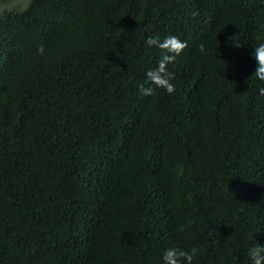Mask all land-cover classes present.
Listing matches in <instances>:
<instances>
[{
  "label": "trees",
  "instance_id": "trees-1",
  "mask_svg": "<svg viewBox=\"0 0 264 264\" xmlns=\"http://www.w3.org/2000/svg\"><path fill=\"white\" fill-rule=\"evenodd\" d=\"M150 36L187 43L167 65L172 94L147 81L162 58ZM261 43L264 0L0 12V264H164L169 248L251 264L264 245Z\"/></svg>",
  "mask_w": 264,
  "mask_h": 264
},
{
  "label": "clouds",
  "instance_id": "clouds-1",
  "mask_svg": "<svg viewBox=\"0 0 264 264\" xmlns=\"http://www.w3.org/2000/svg\"><path fill=\"white\" fill-rule=\"evenodd\" d=\"M147 44L149 46H155L161 49L162 58L159 60L157 67L150 69L146 73V78L149 85H155L156 87L164 88L169 94L175 91L174 85L170 82L174 79V75L167 70V65L172 63L176 56H178L184 48L187 47V43L181 41L176 36L165 37L163 41L158 37H148ZM203 45H201V50ZM39 53H43V46L38 48ZM253 58L256 61V69L254 75L261 81H264V43L259 44L254 48L252 53ZM139 91L145 95H152L153 89L150 86L141 85ZM261 96H264V88L259 89ZM196 249L193 248L190 252L176 248H169L163 253L164 264H192L193 258L196 254ZM248 257L251 264H264V245L257 244L256 246L248 250Z\"/></svg>",
  "mask_w": 264,
  "mask_h": 264
},
{
  "label": "rangeland",
  "instance_id": "rangeland-1",
  "mask_svg": "<svg viewBox=\"0 0 264 264\" xmlns=\"http://www.w3.org/2000/svg\"><path fill=\"white\" fill-rule=\"evenodd\" d=\"M28 0H10L9 2H0V12L4 9H10L16 6H24Z\"/></svg>",
  "mask_w": 264,
  "mask_h": 264
}]
</instances>
